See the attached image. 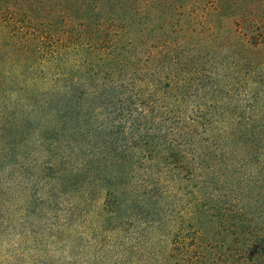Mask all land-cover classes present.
<instances>
[{"label": "trees", "instance_id": "16d2710c", "mask_svg": "<svg viewBox=\"0 0 264 264\" xmlns=\"http://www.w3.org/2000/svg\"><path fill=\"white\" fill-rule=\"evenodd\" d=\"M0 264H264V0H0Z\"/></svg>", "mask_w": 264, "mask_h": 264}]
</instances>
